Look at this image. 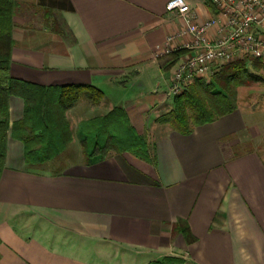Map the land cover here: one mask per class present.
Here are the masks:
<instances>
[{"label":"crops","instance_id":"obj_1","mask_svg":"<svg viewBox=\"0 0 264 264\" xmlns=\"http://www.w3.org/2000/svg\"><path fill=\"white\" fill-rule=\"evenodd\" d=\"M17 1L59 14L64 31L33 29L15 17L11 78L91 86L103 97L98 104L80 99L67 111L69 121L86 109L74 112L68 163L59 171L27 168L23 145L8 134L0 264H264V160L257 151L229 158L224 151L251 128L246 107L235 103L187 135L164 127L147 147L148 160L83 152V124L120 108L141 137L143 117L163 100L174 63L161 49L183 24L165 11L168 0ZM185 1L199 21L212 17L200 0ZM23 107L11 98L10 123Z\"/></svg>","mask_w":264,"mask_h":264},{"label":"trees","instance_id":"obj_2","mask_svg":"<svg viewBox=\"0 0 264 264\" xmlns=\"http://www.w3.org/2000/svg\"><path fill=\"white\" fill-rule=\"evenodd\" d=\"M207 6L214 12L209 2ZM15 17L22 19L25 25L38 20L42 27L56 34H62L60 25H63L60 15L51 10L36 8L17 0H0V176L4 169L8 134L23 145L27 168L41 170L62 155L72 140L67 111L80 99L98 104L103 97L99 90L91 86L41 87L11 78ZM178 55H170L172 64ZM194 82L176 96L173 110L164 120L172 130L182 135L189 134L195 126L211 123L230 113L235 105L233 88L258 83L259 80L248 73L243 63L234 62L213 76ZM12 97L20 98L24 104L22 117L15 123L9 120ZM82 128L84 136L81 146L84 154H87L90 147L92 154L103 156L114 150L129 152L148 160L146 143L130 127L120 108L101 119L90 120Z\"/></svg>","mask_w":264,"mask_h":264},{"label":"built area","instance_id":"obj_3","mask_svg":"<svg viewBox=\"0 0 264 264\" xmlns=\"http://www.w3.org/2000/svg\"><path fill=\"white\" fill-rule=\"evenodd\" d=\"M211 18L197 22L185 0H168L165 11L176 14L189 41L178 46V34L167 38L162 55L178 53L171 80L179 95L184 86L213 76L217 67L234 62H260L264 66V0H208ZM214 38H210V34ZM178 94L176 95V93Z\"/></svg>","mask_w":264,"mask_h":264},{"label":"rangeland","instance_id":"obj_4","mask_svg":"<svg viewBox=\"0 0 264 264\" xmlns=\"http://www.w3.org/2000/svg\"><path fill=\"white\" fill-rule=\"evenodd\" d=\"M187 2V1H186ZM201 4H204L205 7L208 5V0H200ZM197 22H200L203 20L199 16L197 17ZM27 25V24H26ZM29 27L33 28H43L41 24H39V21H33L32 23L28 24ZM60 29L64 31V26L60 25ZM184 32V26L182 24L181 28L178 32V40L175 42L178 46H183L189 41V38L186 34H183ZM225 66V65H224ZM217 67L215 69L216 73H218L223 67ZM248 73L255 76L259 82L258 83H244L246 85L241 86H235L233 88V93L237 94L236 102L241 107H246L248 118L246 117V120L248 122V127L250 129H247V131L244 133L242 137H240V142L235 145V142L232 141H226L224 143V151L225 155L229 157H234L236 155H240L242 153H246L249 151H257L262 159L264 160V66L261 64L249 65L248 66ZM174 80H169L168 85L166 87L165 93L163 94V100L160 102H157V104L150 106L148 113L143 117V122L145 125L144 132L141 134V139L144 140L147 147L150 146L153 140L160 136L161 131L164 130L163 128H170L168 124L164 123V120L167 118L168 114L173 110V102L176 98L175 95H172L174 92L173 84ZM195 82H192L190 84H186L184 86V90H186L189 86L193 85ZM178 92L176 93V95ZM178 96V95H177ZM88 106V104L86 105ZM85 105L82 107H79L78 109H75L72 113H70V120L68 121L70 123V126L72 128V134L75 132V123L78 118H76V115H74V112L76 110L85 112L83 109ZM84 110V111H83ZM78 114H81L78 113ZM252 114V115H250ZM80 138H78V141L73 143L74 149H80ZM80 146V147H79ZM83 149V148H82ZM91 149L90 147L88 150ZM90 151V150H89ZM69 153H72V151L68 150ZM68 154L63 153L58 158L54 159L51 163L46 164L41 168L40 171H59L63 167H65L68 163L67 160ZM76 157V156H75ZM75 158L73 157L71 161H74Z\"/></svg>","mask_w":264,"mask_h":264}]
</instances>
